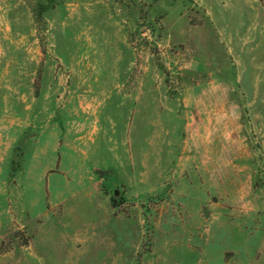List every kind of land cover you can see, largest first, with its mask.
Returning a JSON list of instances; mask_svg holds the SVG:
<instances>
[{"label":"rangeland","instance_id":"obj_1","mask_svg":"<svg viewBox=\"0 0 264 264\" xmlns=\"http://www.w3.org/2000/svg\"><path fill=\"white\" fill-rule=\"evenodd\" d=\"M0 264H264V0H0Z\"/></svg>","mask_w":264,"mask_h":264}]
</instances>
